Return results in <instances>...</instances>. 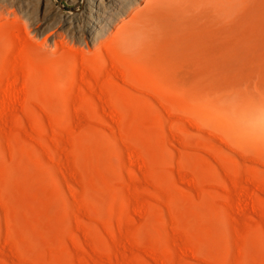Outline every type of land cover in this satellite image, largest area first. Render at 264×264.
Wrapping results in <instances>:
<instances>
[{"label":"rangeland","instance_id":"374dc122","mask_svg":"<svg viewBox=\"0 0 264 264\" xmlns=\"http://www.w3.org/2000/svg\"><path fill=\"white\" fill-rule=\"evenodd\" d=\"M160 11L0 24V264H264V0Z\"/></svg>","mask_w":264,"mask_h":264},{"label":"bare ground","instance_id":"6f19581e","mask_svg":"<svg viewBox=\"0 0 264 264\" xmlns=\"http://www.w3.org/2000/svg\"><path fill=\"white\" fill-rule=\"evenodd\" d=\"M80 1L0 0V24L10 20V14L14 13L20 19L41 22L42 26L62 24L69 36L92 44L129 41L138 37L141 40L142 33L151 27L157 12L174 0H82L79 9L68 10Z\"/></svg>","mask_w":264,"mask_h":264}]
</instances>
